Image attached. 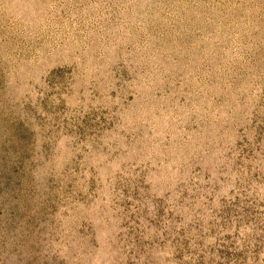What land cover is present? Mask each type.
Listing matches in <instances>:
<instances>
[{
  "label": "rangeland",
  "instance_id": "374dc122",
  "mask_svg": "<svg viewBox=\"0 0 264 264\" xmlns=\"http://www.w3.org/2000/svg\"><path fill=\"white\" fill-rule=\"evenodd\" d=\"M0 264H264V0H0Z\"/></svg>",
  "mask_w": 264,
  "mask_h": 264
}]
</instances>
